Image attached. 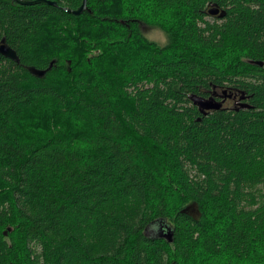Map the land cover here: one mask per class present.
Here are the masks:
<instances>
[{
  "label": "trees",
  "instance_id": "trees-1",
  "mask_svg": "<svg viewBox=\"0 0 264 264\" xmlns=\"http://www.w3.org/2000/svg\"><path fill=\"white\" fill-rule=\"evenodd\" d=\"M49 1L0 0V264H264V0Z\"/></svg>",
  "mask_w": 264,
  "mask_h": 264
},
{
  "label": "water",
  "instance_id": "water-1",
  "mask_svg": "<svg viewBox=\"0 0 264 264\" xmlns=\"http://www.w3.org/2000/svg\"><path fill=\"white\" fill-rule=\"evenodd\" d=\"M18 4L21 5H36V4H41V3H46L51 6H58V4L54 1H49V0H35V1H26V0H14ZM88 6V0H83L82 5L78 9H71V8H64V10L70 14L73 15H81L84 11L87 10ZM207 13L210 16H218L219 18H224L227 14L226 10L221 9L218 5H212L210 9L207 11ZM0 53L6 57L9 58L15 62H19V56L17 52L10 47L7 43L6 40L3 39L0 43ZM254 64L263 66V62H254ZM53 63L50 65L49 69L52 67ZM30 71L39 77H43L46 74V70H37V69H30ZM245 97L243 96L242 99ZM192 102L199 107L200 111L204 114L207 115L210 111H215V110H220L222 108V103L218 102L214 97L210 98H203L200 96H191ZM242 107L244 108H251L252 105L249 104H242ZM165 229V239H167L169 242L173 241V231L170 228H163ZM9 231H12V229H9ZM8 234V232H5V235Z\"/></svg>",
  "mask_w": 264,
  "mask_h": 264
},
{
  "label": "flooded vegetation",
  "instance_id": "flooded-vegetation-1",
  "mask_svg": "<svg viewBox=\"0 0 264 264\" xmlns=\"http://www.w3.org/2000/svg\"><path fill=\"white\" fill-rule=\"evenodd\" d=\"M216 17H218V16H216ZM144 29H151V27L143 26V30ZM243 96L245 97L244 99H242ZM210 97H214L218 102L222 103V108L220 110L250 109V108L242 107V104L251 105L249 103L250 97L248 95H246L245 92H242L241 90H239L233 86L216 89V90H214L212 95L209 96L208 98H210ZM198 109H199V107H198ZM199 111H200V109H199ZM211 112L212 111H210L209 113H211ZM200 113H201V115H204L201 111H200ZM150 233L153 235L158 234L160 237L165 238L166 231H165V229L160 230V229L152 228V229H150Z\"/></svg>",
  "mask_w": 264,
  "mask_h": 264
},
{
  "label": "rangeland",
  "instance_id": "rangeland-1",
  "mask_svg": "<svg viewBox=\"0 0 264 264\" xmlns=\"http://www.w3.org/2000/svg\"><path fill=\"white\" fill-rule=\"evenodd\" d=\"M207 19L212 20V17L208 16ZM143 32L149 40L154 41L161 46L165 45L168 41L166 34L158 28L144 29ZM189 211L192 215H197L196 207L191 206L189 208ZM149 234H150V231H149Z\"/></svg>",
  "mask_w": 264,
  "mask_h": 264
}]
</instances>
